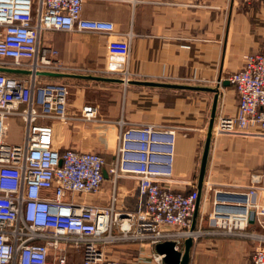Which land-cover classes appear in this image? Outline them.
Here are the masks:
<instances>
[{
    "label": "built area",
    "instance_id": "2783aa9c",
    "mask_svg": "<svg viewBox=\"0 0 264 264\" xmlns=\"http://www.w3.org/2000/svg\"><path fill=\"white\" fill-rule=\"evenodd\" d=\"M81 13L82 0H0V68L27 72H0V264H68L69 251L80 253L81 264H126L108 258L107 249L121 242L166 241L178 248L180 240L200 235L191 229L198 191L173 192L162 185L172 177L175 128L117 122L106 130L108 122L98 119L92 105L69 113L70 85L45 76L68 71L56 51L41 45L42 33L62 31L105 35L104 73L116 75L123 85L131 81L132 33L119 34L113 23L84 19ZM226 81L237 94L236 111L219 117L213 130L264 139V55L244 54L241 67ZM9 117L20 124L21 143L6 140ZM55 124L83 137L91 129L113 135L110 161L100 152L57 150ZM106 180L107 201L89 200ZM245 189L216 193L208 221L227 235L256 224L258 232L245 235L255 241L251 264H264V204L259 201L264 150L261 168L249 175ZM162 259L154 255L150 264Z\"/></svg>",
    "mask_w": 264,
    "mask_h": 264
},
{
    "label": "crops",
    "instance_id": "0c3cea01",
    "mask_svg": "<svg viewBox=\"0 0 264 264\" xmlns=\"http://www.w3.org/2000/svg\"><path fill=\"white\" fill-rule=\"evenodd\" d=\"M81 17L109 21L119 34L132 33L131 81L123 85L119 77L104 73L105 35L44 32L42 47L56 51V60L68 69L47 76L70 85L68 112L76 114L92 105L101 121L175 128L172 177L162 185L173 192L197 190L201 142L208 135L215 98L212 130L219 117L236 111L237 94L226 75L241 67L244 54L264 55V1L82 0ZM75 68L86 72L69 71ZM212 130L191 224L200 235L192 239L188 264H251L255 241L245 234L258 232L256 224L242 234L227 235L209 223L208 215L217 203L216 193L246 192L249 175L261 168L264 139L237 143L225 135L214 137ZM54 143L59 151L87 148L85 137L72 139L68 129L56 124ZM109 191L110 186L102 185V191L88 199L105 202ZM259 201L264 204V193ZM185 240H180L179 251ZM74 253L80 254L69 251L68 264ZM154 255H158L155 245L126 242L112 245L106 254L126 264H150Z\"/></svg>",
    "mask_w": 264,
    "mask_h": 264
},
{
    "label": "rangeland",
    "instance_id": "374dc122",
    "mask_svg": "<svg viewBox=\"0 0 264 264\" xmlns=\"http://www.w3.org/2000/svg\"><path fill=\"white\" fill-rule=\"evenodd\" d=\"M78 69H82L83 70V73H85L84 71L86 69H83V68H75V70H78ZM106 75H113V76H116L114 74H106ZM117 122H121V120H116L114 122H108V127L106 128V130L108 129H114L112 126H109V125H112V123H117ZM6 125H7V130H6V137L8 140L12 141V142H15V143H21V127H20V124L17 122L16 119H14L13 117H9L7 118L6 120ZM113 125V126H114ZM59 128H62V129H68L69 130V133H70V137L73 139V136H75L74 134H71V131H70V128H67L65 127L64 125H57ZM87 129H90V127H87ZM100 129V128H98ZM103 129H105L103 127ZM93 130V132L89 133V136L88 137H85V140H86V143H85V146H87V148H85L86 150H90V151H95V152H100L102 154H104L105 158L106 157H110L111 154L113 153L114 151V136L113 135H110V134H101L99 133V130H98V133H96V131L94 129H91ZM213 132V135L214 137H219V135L216 133L215 130H212ZM102 135V136H101ZM222 135H225L226 137L230 138L231 139H234L236 140L237 143H244V142H247V141H256L255 138L257 137H239V136H235V135H227V134H222ZM204 146V141L201 142V150ZM103 185H108V187L110 186V183L108 184V180L104 181V184ZM109 190V188H108ZM80 254H77V253H74V255L72 256L71 260H70V263L71 264H80Z\"/></svg>",
    "mask_w": 264,
    "mask_h": 264
},
{
    "label": "water",
    "instance_id": "95a60500",
    "mask_svg": "<svg viewBox=\"0 0 264 264\" xmlns=\"http://www.w3.org/2000/svg\"><path fill=\"white\" fill-rule=\"evenodd\" d=\"M0 72L1 73H7V74H22V75L27 74L26 71H20V70H15V69H3V68H0ZM45 76L56 77L59 75L53 74V73H46ZM144 84L148 85V86H164V85H159V84H154V83H144ZM216 100H217V97L215 98V101H214L209 131H208V135L205 139L204 146H203V153H202V157H201L200 169H199V175H198V183H197L198 194L201 191V186L203 183L205 170H206V164H207L209 146H210V141H211V130H212L214 113H215V102H216ZM103 175L106 178L107 175H106L105 171H103ZM196 206H197V202H196ZM191 245H192V240L187 238L184 241L183 251H179L175 247V243L170 242V241H166V242L155 245V250L158 253V255L163 256L162 260H163L164 264H188L189 251H190Z\"/></svg>",
    "mask_w": 264,
    "mask_h": 264
},
{
    "label": "bare ground",
    "instance_id": "6f19581e",
    "mask_svg": "<svg viewBox=\"0 0 264 264\" xmlns=\"http://www.w3.org/2000/svg\"><path fill=\"white\" fill-rule=\"evenodd\" d=\"M220 135V134H219Z\"/></svg>",
    "mask_w": 264,
    "mask_h": 264
}]
</instances>
